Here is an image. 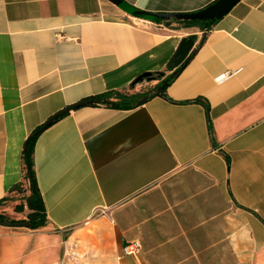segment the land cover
I'll list each match as a JSON object with an SVG mask.
<instances>
[{"label": "crops", "instance_id": "obj_1", "mask_svg": "<svg viewBox=\"0 0 264 264\" xmlns=\"http://www.w3.org/2000/svg\"><path fill=\"white\" fill-rule=\"evenodd\" d=\"M124 1L189 15L218 0ZM231 12L168 87L172 103L86 107L41 133L35 170L49 222L0 224V264H264V0ZM190 36L196 48L204 35L107 0H0V201L22 180L30 134L87 97L146 94L158 82L136 81L169 76ZM195 99L209 105L212 131L205 108L185 104ZM136 241L139 255L124 256Z\"/></svg>", "mask_w": 264, "mask_h": 264}, {"label": "trees", "instance_id": "obj_2", "mask_svg": "<svg viewBox=\"0 0 264 264\" xmlns=\"http://www.w3.org/2000/svg\"><path fill=\"white\" fill-rule=\"evenodd\" d=\"M164 24L167 27H170L174 24L179 25L182 28L190 29L191 27L200 28L203 37L200 41V44L193 49L186 62L179 66L176 71L171 73L169 76L161 73L151 75L146 78L143 82L146 81H157L158 85L153 89L146 92V94L142 95H126L121 92H110L101 94V96H92L87 97L82 100L79 104H86V107L91 108H107L111 110H121V111H131L132 109L138 108V103L144 99L151 100L154 98H163L172 103V100L168 96V87L176 80V78L180 75L181 71L185 69V67L191 62L194 55L198 52V50L205 44V40L207 38L208 33H210L217 24V22L213 21H205V22H179L177 20L171 21H159L157 24ZM192 39L194 42L197 41L196 36H190L188 40ZM137 85V83H135ZM200 104L206 110V117L209 120L210 131H212V122L209 118L210 115V107L206 104L203 99H195L192 102H188L185 104ZM174 104V103H173ZM84 107V108H86ZM58 121V120H57ZM41 128L35 130L29 137L26 139V142L23 146L22 150V180L20 183L15 185L10 192V196L2 201H0V206L6 205L11 201H15V196H21V202L16 205L15 211L16 213H24L25 210H28L29 214L24 220H13L7 217L4 213L0 214V224L8 223L12 228L23 226L26 229H30L32 231H39L44 229V227L48 224V216L46 215V206L45 201H43L41 191L39 186L37 185V177L35 170V148L38 142V138L41 136ZM225 160L228 163V157L225 156Z\"/></svg>", "mask_w": 264, "mask_h": 264}, {"label": "water", "instance_id": "obj_3", "mask_svg": "<svg viewBox=\"0 0 264 264\" xmlns=\"http://www.w3.org/2000/svg\"><path fill=\"white\" fill-rule=\"evenodd\" d=\"M110 1L112 4L116 5L118 8H120L126 15H130L140 21H148L151 23H158L159 21H171V20H177L179 22H205V21H213V22H220L223 18L227 17L229 14H231L232 10L235 8L236 5H238L243 0H218L215 4L207 7L204 9V11H201L199 13L195 14H189V15H181V14H174V15H164V14H152L148 12H141L130 5H127L124 0H107ZM196 43L190 39H184L180 42V46L177 49L175 55L173 56L172 60L167 66V70L170 73H173L176 71V69L183 65L193 49L195 48ZM150 74H146L143 77L139 78L136 83H143V81L150 77ZM148 102V98L140 101L138 103L139 107H143ZM86 107V104H77L72 105L69 108H66V110L56 114L55 117L50 119L48 122L44 124V127L41 129V132L46 131L50 127L56 123L57 120L71 114V112L77 111L79 109H82ZM6 227H11L10 224L5 223L3 224ZM23 227V226H21Z\"/></svg>", "mask_w": 264, "mask_h": 264}, {"label": "built area", "instance_id": "obj_4", "mask_svg": "<svg viewBox=\"0 0 264 264\" xmlns=\"http://www.w3.org/2000/svg\"><path fill=\"white\" fill-rule=\"evenodd\" d=\"M227 79H229V75H223L221 78L217 80V83L221 85ZM141 249H142L141 243L136 241L123 248V255L128 257H136L141 252Z\"/></svg>", "mask_w": 264, "mask_h": 264}, {"label": "rangeland", "instance_id": "obj_5", "mask_svg": "<svg viewBox=\"0 0 264 264\" xmlns=\"http://www.w3.org/2000/svg\"><path fill=\"white\" fill-rule=\"evenodd\" d=\"M149 86H150V85H149ZM149 90H150V88H149V87H146V89H143L142 91L146 93V92H148ZM14 200H15V201H11V202H9L8 204H6V205H4V206L2 207L3 210H4V214H5L7 217H9L10 219H14V218H15L14 214L12 215L11 212H12V213H13V212H16V211H15V206L18 205V204L21 202L22 197H21V196H15Z\"/></svg>", "mask_w": 264, "mask_h": 264}]
</instances>
